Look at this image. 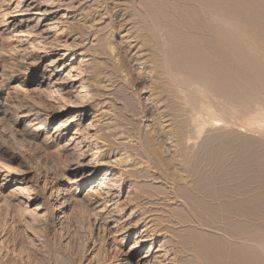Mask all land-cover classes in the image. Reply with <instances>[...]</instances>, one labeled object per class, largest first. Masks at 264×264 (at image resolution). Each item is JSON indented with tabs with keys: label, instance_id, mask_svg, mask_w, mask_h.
<instances>
[{
	"label": "rangeland",
	"instance_id": "1",
	"mask_svg": "<svg viewBox=\"0 0 264 264\" xmlns=\"http://www.w3.org/2000/svg\"><path fill=\"white\" fill-rule=\"evenodd\" d=\"M124 1L0 0V264H231L247 248L264 258V95L253 87L264 49L248 51L255 76L226 68L245 85L233 78V103L202 80L221 119L205 126L157 68L154 24L173 19L168 5L126 2L155 62L123 38Z\"/></svg>",
	"mask_w": 264,
	"mask_h": 264
},
{
	"label": "bare ground",
	"instance_id": "2",
	"mask_svg": "<svg viewBox=\"0 0 264 264\" xmlns=\"http://www.w3.org/2000/svg\"><path fill=\"white\" fill-rule=\"evenodd\" d=\"M152 1H154V0H152ZM164 1L166 2L165 4L168 5L167 10L170 14H172L173 19L169 23L168 22L164 23L163 21H160V22H156L154 20L151 21V22H156V24H154V25L157 27L156 28L157 31L158 32H159V30L162 31L164 33V36H165L164 39H161L162 37H160L161 40H159V37L157 39L159 41L157 43L158 49H157V54L155 56L158 57V58H156L158 60V62L155 61L154 58H152V55L154 54L155 51L151 52V53H153L152 55L151 54L148 55V53L150 52V51L148 52V50L150 48L148 46L149 49L147 48V50H146L145 48L147 45L145 44V42L143 43V41H142L144 38L142 40L140 39L141 37H146L143 34L144 33L143 29H145L144 28L145 25H144L143 29L142 28L140 29L139 27H141V26H139V25H141L142 22L139 21L140 23H138L136 21V23H135L134 21H132V17L134 16L135 13L132 12L133 14L132 13L130 14L128 10H129V8H131V10H132L135 6L133 5V8H132L131 4L130 5L127 4L126 2H128V0H125L123 2L124 3L123 16L125 18H128L125 22H123V21L121 22L122 23L121 28L124 27L126 29V30H124L126 34L124 35L123 38L127 41L128 40L131 41L130 40L131 37L133 39L139 38L142 41L141 45H139V47H138L137 43H135V42L134 43L137 45L138 48H140L138 51H140V50L142 51V52L140 51V54L144 55L146 60H147V58L149 59V56H150V58L154 59L153 61L158 63V66L156 65L158 70L163 68V70L166 73V76L168 75L170 77V80L171 81L173 80L176 83V86L179 87V91L181 89V91H183V93L186 94V96L188 97L187 100L190 98L189 102L191 101L192 104H193V102H195L193 105L197 108L199 113H201L203 115V116H201V118L199 116V118L202 119V117H203L204 120H201V121H203L202 123L205 126H207V124L210 122L215 125V123L218 121H221V119L218 118L219 115L217 113H219V112H217L216 109H214L213 106L210 105L211 102L208 104L205 101H203V100H205L204 99L205 97L207 98V96H208L207 93L210 91V88L205 85V82L203 84V81L206 80V83H208V82H210L211 79H213V81H215L216 83L214 82L215 83L214 84L211 80V84L212 83L214 84V86L212 88L213 84L210 85V83H209L211 90L214 89L215 92L218 91L219 95L223 94L222 92L220 93L221 90L226 91L227 97L228 96L231 97V94L230 95L228 94L230 92L229 90L232 91V89H233L234 91H236V89L238 87H236V86L234 87V85H236L240 81H238V78H237V82H236V80H235L236 76L233 74H230L233 71L231 72V71H229V69H226V68L233 66V69L236 70V71L235 70L234 71L236 72L237 75H239L241 73L240 72L241 70L243 71L241 73V75L244 73V70L246 71L248 69L246 71L248 73L250 71H253L254 68L252 69L253 66L251 67L250 64L251 65L254 64V67L257 66L256 67L257 69L259 68L260 65L258 66L257 63H259L258 61H260V60L254 59L255 62H253V60L251 59L252 57L250 56V58H249V56H248V51L250 52L252 50H256V48H258V50H260L259 49L260 47H261V50L264 49V46H263L264 44L262 45V43H264V31H262V30H264V29L260 28V31H259L258 27H260V26L257 27L256 26L257 24H255V22H253L251 18L248 19L247 16H245V13H246V15H249V14H247V11H246L248 9H249V11L252 9V12H248V13H252V14L254 13L253 14L254 17H255V15H260V14H255L256 13V12H254L255 10L253 11L256 3L259 4L258 3L259 0H256V3H254L255 5L253 6V8H252V3H251V2H253V0H244V2L242 0H240L239 2H241V1L243 2V3L241 2L242 5H239L242 7V9H240L241 11L239 9H237L235 0H174V2H173V0H170L171 2L169 0H167L168 2L166 0H164ZM129 3H131V2H129ZM128 5H129V7H128ZM246 5L248 7H246ZM241 7H238V8H241ZM256 7L260 8L259 5H257ZM259 8H257V9L255 8L256 11H259L258 10ZM258 13H260V12H258ZM131 15H132V17H131ZM253 15H251V16H253ZM261 16H262V13L259 17L261 18ZM261 19L264 20V17L262 16ZM262 23H263V21H262ZM146 33L147 32H145V34ZM163 33H161V34H163ZM157 34L158 33H156V35ZM126 35H127V37H126ZM158 36H162V35L158 34ZM170 38H173L174 40L171 43V46H168V40H170ZM147 39H148L147 41L145 39L146 42L151 40V37H150V39L147 37ZM137 41L140 44V41L139 40H137ZM131 42H130V44H131ZM134 43H133V46L135 47ZM149 43H150V41H149ZM150 44H153V41H151ZM262 46H263V48H262ZM145 50H146V52H148L147 54L145 53ZM263 52H264V50H263ZM145 58H144V61H146ZM83 61H84V59H83ZM153 61H150V62L153 64L154 63ZM256 61H257V63H256ZM84 62L87 63L89 61L86 60ZM255 63H256V66H255ZM263 63L264 62H262L261 65L264 68ZM88 66H91V65L89 64ZM262 66H260V67H262ZM153 67H154V64H153ZM249 67L252 70L249 69ZM237 68H239V72H240V73L238 72L239 74L237 73V70H238ZM263 68L258 69V70L256 69L258 71L257 73H260L259 70H262V72L264 73ZM155 70H157V69H155ZM254 71H255V69H254ZM235 72H234V74H235ZM250 73L252 76H255L252 72H250ZM260 74L263 76L262 73H260ZM241 75H240V77L239 76L238 77L241 78L243 76L245 78H248L244 74L242 76ZM256 76H259V75L256 74ZM208 78L210 79L209 81H208ZM233 78H234V81L236 82V84H234L235 82L233 81ZM253 78H255V77H253ZM88 79H86L84 81L86 82V81H88ZM214 79H216V80H214ZM217 79H218V81H217ZM243 79H241V80H243ZM250 79L252 80V78H250ZM220 80L222 83L223 82L229 83V85H228L229 87H225V85L227 83L225 85L221 84V85H224V87L219 85ZM258 80H261V82L263 80V82H264V77H262V79L260 78ZM247 81H248V79H247ZM91 82L89 80L88 84H91ZM175 83H173V84H175ZM252 83H253V81H252ZM253 84H255V85H253V87L255 86L254 88L256 91H258L257 93L264 95V84L260 83L259 81H257L256 83H253ZM238 85H239V83L237 84V86ZM242 85L245 87V85L243 83L240 84L239 86L242 87ZM88 86L91 87L90 85H88ZM244 87H242V88H244ZM246 89H248V88H246ZM183 93L181 92L180 94H183ZM246 93H248V92H246ZM246 93H242V94H246ZM232 95H234V94H232ZM241 96H244V95H241ZM180 97H182V96H180ZM210 97L208 96V98H210ZM213 97H214V95H213ZM183 98H184V96H183ZM201 98H202V101L198 100ZM220 99H222V98H220ZM208 100H212V99H208ZM213 101L214 100H212V102ZM228 101H231L230 98ZM241 101H242V99H241ZM185 102H187V101H185ZM216 102H218V100ZM223 102H224V100H223ZM231 103H233V102L231 101ZM188 104H187V107H188ZM245 104H244V106H245ZM249 104H250V102H249ZM249 104L247 103V105H249ZM240 106H241V104H240ZM195 107H193V109ZM245 108L247 110H249L248 106H245ZM0 109H1V106H0ZM191 109H192V107H191ZM193 109L191 111L195 110V109L194 110ZM261 109L262 110L256 111L255 114L263 122L264 121V111H263L264 108L262 107ZM192 114H195V116L197 115L196 113H191V116H192ZM225 114H227V112ZM193 116H192V119H193ZM199 118H195V119L197 121H200ZM192 119L190 120L191 121V124H189L190 126L194 125V123L192 124V121H193ZM223 119H226V117ZM172 121L170 122V120H169V122L171 124L173 123ZM227 122H224V124H226ZM232 122L235 123V121H231V124H233ZM249 122L247 123V119H245L244 123L249 124ZM244 123H243V125H244ZM196 124L198 125V123H196ZM221 125H223V124H221ZM195 126L196 125H194L193 128H195ZM203 126H201V127H203ZM233 126H235V125H233ZM212 127H214V126H212ZM198 128H199V126H198ZM203 128L201 130H203ZM209 128H211V127H209ZM198 131H200V130H198ZM178 133L176 132V134L174 136L179 141L180 136H183V135L179 136ZM201 133H203V132H201ZM195 138H199V137L196 136ZM180 164H183V162L182 163L180 162ZM181 166L176 167L175 168L176 171H175V169H173V171H175L173 176H176L178 178V180H179V178H181L179 181L182 180V177L180 176V173H181L180 167ZM177 168H179L178 171H177ZM183 169H181V170H183L182 172L185 171V167H183ZM181 175H183V174L181 173ZM183 177H184V175H183ZM262 245H263L262 247H264V242ZM240 249L243 250V248H240ZM248 249L249 248H247V252H244V250H243V252H244L243 255L242 254H238V256L235 255V258H234L235 260L233 259L232 263H234L233 261H237V263H235V264H264V260H263L264 258L260 259V256L263 257L261 255V252L259 254L260 256L258 254H256L257 258L259 256V258H258L259 260L258 259L256 260L255 257H253L254 259H252V258L251 259H252V261L253 260H255V261L252 262L250 260V257L255 256V254H253V252L256 250H254L251 254ZM257 250H259V249H257ZM240 253H241V250H240Z\"/></svg>",
	"mask_w": 264,
	"mask_h": 264
},
{
	"label": "crops",
	"instance_id": "3",
	"mask_svg": "<svg viewBox=\"0 0 264 264\" xmlns=\"http://www.w3.org/2000/svg\"><path fill=\"white\" fill-rule=\"evenodd\" d=\"M255 261V260H254Z\"/></svg>",
	"mask_w": 264,
	"mask_h": 264
}]
</instances>
